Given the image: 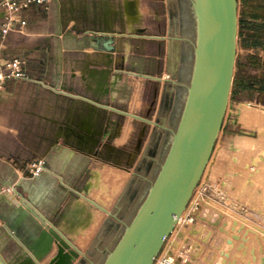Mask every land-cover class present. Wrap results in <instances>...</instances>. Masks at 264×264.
<instances>
[{"label":"crops","instance_id":"1","mask_svg":"<svg viewBox=\"0 0 264 264\" xmlns=\"http://www.w3.org/2000/svg\"><path fill=\"white\" fill-rule=\"evenodd\" d=\"M158 3L166 0H138L137 20L125 13L123 0L31 3L16 15L23 25L16 23L4 36L0 31V68L12 58L22 60V75L0 82V253L5 260L26 250L1 218L9 210L28 209L25 218L14 213L9 219L22 236L34 225L55 223L79 250L72 264L86 255L79 247L99 233L100 225L124 224L117 215L118 203L131 175L137 173L122 167L124 162H118L113 151L109 154L103 146L110 144L135 156L136 151L128 149L132 137L137 146L148 126L160 127L155 117L131 107L134 100H142L141 87L147 81L159 84L161 93L165 82L176 85L171 51L178 50L181 39L171 30L170 12L161 14ZM138 28L144 31L136 32ZM99 34L112 36L114 52L96 49L102 45L93 39ZM239 52L237 87L249 88L256 101L264 100V0H242L236 56ZM133 83L136 92L131 97ZM36 158L44 159L46 169L32 175L27 164ZM97 162L100 165L95 166ZM104 166L129 171L108 205L96 198L102 192L111 197L108 188L91 194L94 170ZM102 177L95 180L98 186ZM84 215L99 223L95 227L90 223L87 238L75 237L77 246L63 226L77 229ZM54 253L55 248L41 264Z\"/></svg>","mask_w":264,"mask_h":264},{"label":"rangeland","instance_id":"2","mask_svg":"<svg viewBox=\"0 0 264 264\" xmlns=\"http://www.w3.org/2000/svg\"><path fill=\"white\" fill-rule=\"evenodd\" d=\"M241 4L242 0H237L238 17ZM158 7L161 14L165 10L170 12L171 30L184 38L178 48L179 61L174 78L179 85L165 82L161 93L159 84L147 81L141 87L145 92L142 100L136 103L134 100L131 107L134 110L141 109L147 117H155L158 123L173 129L191 75L194 28L187 0H166V3H158ZM239 57L240 52L236 56L237 63L235 60L227 114L215 140L209 163L186 206V213L165 239L154 264H167L166 259L172 264H264V209L259 208L261 203L258 201L251 204L242 199L249 192L253 196L263 195L264 188L259 183H248L246 188H241L249 172L256 167L252 158L262 156L264 161V110L251 105L264 107V100L258 102L254 100L249 88L237 87ZM165 75L171 79L169 74ZM135 92L136 85L133 83L129 95L132 97ZM137 96L135 94V98ZM169 129L148 126L144 137L140 141L137 139V146L133 136L127 148L136 151L135 156L133 152L129 155L122 153L110 144L103 146L107 153L113 151V157L118 162H124L122 167L131 168L137 173L131 175L128 190L118 203L117 215L124 223H128L135 213L160 167L171 139ZM135 131L133 127L132 133ZM38 160L44 162L43 158H36L27 164L29 173L33 170L32 164ZM98 165L100 162L95 164ZM128 174L129 171L109 166H104L103 170L95 169L92 180L95 186H92L91 194L94 196L96 189L108 188L111 197L106 198V203L99 200L108 205ZM101 175L103 181L98 186L95 180L100 179ZM108 176L111 180L107 179ZM119 177L124 181L118 183ZM98 214L101 219L102 213L98 211ZM90 223L95 227L99 222L88 220L84 215L77 229L70 231L66 226L63 228L78 246L75 237L84 235L87 238L86 231ZM100 226L99 233L91 241L86 240L84 247H79L81 250L84 248L86 257L79 259L76 264H100L124 229L123 223H103Z\"/></svg>","mask_w":264,"mask_h":264},{"label":"water","instance_id":"3","mask_svg":"<svg viewBox=\"0 0 264 264\" xmlns=\"http://www.w3.org/2000/svg\"><path fill=\"white\" fill-rule=\"evenodd\" d=\"M137 2L123 0L124 11L132 20L139 18ZM187 2L194 28L193 64L182 105L178 107L177 122L173 129L156 123L171 131L168 148L135 213L128 223H124L117 241L100 264L154 263L203 174L229 105L238 35L237 0ZM143 31V28L136 30ZM93 39L102 44L96 46L97 50L108 53L116 50L111 35L99 34ZM171 53L173 75L179 55L178 50ZM22 209L9 210L1 218L29 253L24 250L11 260H5L0 253L3 264H41L53 248L55 253L45 264H72L79 256V250L61 234L55 223L46 227L34 225L24 236L16 231L9 219L14 213L25 218L28 209Z\"/></svg>","mask_w":264,"mask_h":264},{"label":"built area","instance_id":"4","mask_svg":"<svg viewBox=\"0 0 264 264\" xmlns=\"http://www.w3.org/2000/svg\"><path fill=\"white\" fill-rule=\"evenodd\" d=\"M49 0H0V14H1V23H0V31L4 36L15 28V24L19 23L23 25L25 22L18 17H16L17 13L25 8H27L31 3H44ZM21 64L22 60L19 58H12L8 63L3 65L0 68V82L5 78L14 77L18 75H22L21 72ZM33 170H30L32 175L41 173L45 171V165L42 160H38L37 162L32 164ZM157 258H155L156 260ZM167 264H172L168 262Z\"/></svg>","mask_w":264,"mask_h":264},{"label":"bare ground","instance_id":"5","mask_svg":"<svg viewBox=\"0 0 264 264\" xmlns=\"http://www.w3.org/2000/svg\"><path fill=\"white\" fill-rule=\"evenodd\" d=\"M164 77H167V75H165ZM255 107H258V109L260 110H264V107L260 106V105H254L251 104ZM227 112V111H226ZM238 112V111H237ZM227 114V113H226ZM239 114H241V111L239 110ZM241 116V115H240ZM264 151V150H263ZM264 153V152H263ZM262 156H254V158H252V161L254 162V164L256 165L255 168H253L249 173L250 175L246 178L245 182H242L241 184V188H246L248 183L249 184H256L259 183L263 186L264 188V161L262 160ZM209 163V160L207 162V165ZM207 167V166H206ZM206 170V169H205ZM118 183L123 182L124 180L122 179V177H119V179L117 180ZM263 191V195H258V196H253L249 193H246L245 195H243L242 199L243 201L246 202H250L251 204L253 202H260L261 204H259V208L262 207L264 209V189ZM108 196V195H107ZM104 197L106 198V194L104 193V195H96V198L101 200L103 203H106V200L104 199ZM110 197V195L108 196V198ZM191 203V202H190ZM188 208H185L183 210V212L181 213L180 217L177 219L176 225L180 222L181 218L183 217V215L186 213ZM171 260V258H170ZM154 264V263H153Z\"/></svg>","mask_w":264,"mask_h":264},{"label":"trees","instance_id":"6","mask_svg":"<svg viewBox=\"0 0 264 264\" xmlns=\"http://www.w3.org/2000/svg\"><path fill=\"white\" fill-rule=\"evenodd\" d=\"M257 101H258V102H262V100H261L260 98H259V99H257Z\"/></svg>","mask_w":264,"mask_h":264}]
</instances>
